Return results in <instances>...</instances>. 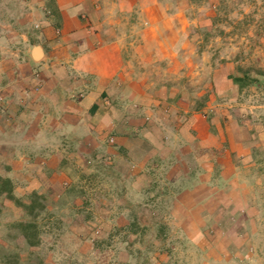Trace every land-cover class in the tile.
Returning <instances> with one entry per match:
<instances>
[{
  "label": "crops",
  "instance_id": "1",
  "mask_svg": "<svg viewBox=\"0 0 264 264\" xmlns=\"http://www.w3.org/2000/svg\"><path fill=\"white\" fill-rule=\"evenodd\" d=\"M183 4L0 0V253L9 248L2 225L6 185L16 197L21 188L59 191L72 163L88 159L129 174L138 190L168 156L184 164L183 179L192 167L200 173L215 164L225 178L227 169L255 165L250 143L264 133L238 125L248 124L247 109L237 107V118L233 110L209 107L210 117L191 97L195 84L207 79L222 101L237 98L240 86L228 79L231 63L195 69L199 56L189 50ZM110 139L116 147L105 144Z\"/></svg>",
  "mask_w": 264,
  "mask_h": 264
},
{
  "label": "rangeland",
  "instance_id": "2",
  "mask_svg": "<svg viewBox=\"0 0 264 264\" xmlns=\"http://www.w3.org/2000/svg\"><path fill=\"white\" fill-rule=\"evenodd\" d=\"M172 1L177 7L182 0ZM183 1L189 50L199 56L195 69L231 63L228 79L250 77L232 102L216 99L211 82L200 81L191 92L196 107L205 105L210 117V108L223 107L237 118V107H245L250 123L238 125L264 133V0ZM250 145L255 165L227 169L225 178L212 163L202 173L192 167L183 179L184 164L168 156L141 190L103 159L73 162L59 191L21 188L16 197L6 185L2 225L9 248L0 255L5 264H264V138Z\"/></svg>",
  "mask_w": 264,
  "mask_h": 264
},
{
  "label": "trees",
  "instance_id": "3",
  "mask_svg": "<svg viewBox=\"0 0 264 264\" xmlns=\"http://www.w3.org/2000/svg\"><path fill=\"white\" fill-rule=\"evenodd\" d=\"M260 76H264L262 73H260ZM246 80H250V77L249 75L246 73L244 74L242 77L240 78H234L233 79V82L237 85H240V87L242 86V84L246 81ZM252 83H256L257 81L256 80H252L251 81Z\"/></svg>",
  "mask_w": 264,
  "mask_h": 264
},
{
  "label": "water",
  "instance_id": "4",
  "mask_svg": "<svg viewBox=\"0 0 264 264\" xmlns=\"http://www.w3.org/2000/svg\"><path fill=\"white\" fill-rule=\"evenodd\" d=\"M40 55H41L40 49L39 48H36L34 50V56H35V58L38 59L40 57Z\"/></svg>",
  "mask_w": 264,
  "mask_h": 264
}]
</instances>
